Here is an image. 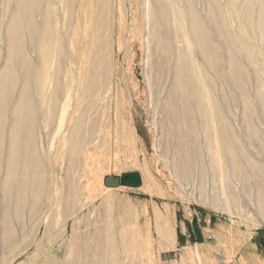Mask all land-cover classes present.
<instances>
[{
  "label": "rangeland",
  "instance_id": "obj_1",
  "mask_svg": "<svg viewBox=\"0 0 264 264\" xmlns=\"http://www.w3.org/2000/svg\"><path fill=\"white\" fill-rule=\"evenodd\" d=\"M67 2L54 1L71 100L38 117L44 192L24 201L0 189V264H264V0H219L217 19L192 0L200 37L190 18L185 31L167 26L155 0H110L99 38L110 73L87 98L97 104L77 150L70 135L90 103L78 99L86 63ZM5 58L0 43V68ZM133 172L138 186L127 183Z\"/></svg>",
  "mask_w": 264,
  "mask_h": 264
},
{
  "label": "bare ground",
  "instance_id": "obj_2",
  "mask_svg": "<svg viewBox=\"0 0 264 264\" xmlns=\"http://www.w3.org/2000/svg\"><path fill=\"white\" fill-rule=\"evenodd\" d=\"M54 1H7L8 18L0 35V43H4L6 49V58L0 68V171L4 166L3 177L0 176V189L6 198H22L25 201L26 198L38 197L44 192L46 169L42 156L39 154L36 139L38 117L41 115L40 111H44V117L56 112L61 101L64 102L61 107L65 111L69 105L68 101L71 100L75 77L72 66L66 68L67 76L70 79L67 81L65 91H61L65 77L62 76V63L58 60L57 55L62 50V33L60 32L58 8ZM147 2L151 3V0H145L144 3L147 4ZM155 2L157 15L167 26L174 22L179 32L185 31V23L187 18H190L192 28L195 26V30L199 31V37L200 35L205 36L201 31L199 15L191 11L190 16L187 17V9L192 10V0H155ZM206 2L210 7L211 17L214 16L217 19L221 13L219 12V0H206ZM67 3L69 9L67 8L68 11L66 10L64 16L70 17V20L67 21L66 27L75 28L74 35L78 36L82 43L81 51L86 63V66L82 65L80 70V83L78 82L80 88H77L78 99L79 103L85 100L90 103L83 105L82 114L80 112V116L75 118L77 124L73 127L70 135L71 144L74 150H77L79 147L77 138L82 130L84 116H87L86 112L97 104V98L93 102L87 98L92 91L98 90L95 88H103L101 87L102 83L96 82V80L110 73L108 64L103 63L106 46L100 43L99 38L103 12L111 5V2L110 0L101 1V7L96 11L93 9L92 0H90L91 5L88 0H68ZM67 13L69 14L67 15ZM149 17L151 18L152 15ZM147 24L148 22H146ZM192 28L190 27V29ZM53 49L56 52L55 60L54 56L52 57ZM199 69L200 67L196 68V71ZM180 71L182 73L179 77V89L185 93L183 87L185 83L182 81L184 70L180 69ZM196 71L194 70V73ZM197 73L196 80L191 77L192 84L197 85V83L205 82V78L199 74L200 72ZM51 81L54 82L52 89ZM105 91L104 89L103 92ZM199 92L201 95L204 93V98L206 97L202 88L199 89ZM61 95L62 97L66 96V99L60 101ZM204 98L202 97V101H205ZM91 119L95 120L93 117ZM205 125L209 126V124ZM6 144L8 147H5Z\"/></svg>",
  "mask_w": 264,
  "mask_h": 264
},
{
  "label": "water",
  "instance_id": "obj_3",
  "mask_svg": "<svg viewBox=\"0 0 264 264\" xmlns=\"http://www.w3.org/2000/svg\"><path fill=\"white\" fill-rule=\"evenodd\" d=\"M127 183L130 185L138 186L141 183L139 172H133L128 175Z\"/></svg>",
  "mask_w": 264,
  "mask_h": 264
}]
</instances>
